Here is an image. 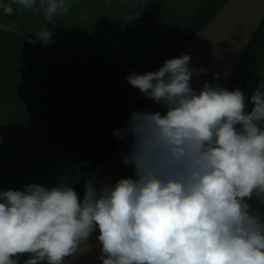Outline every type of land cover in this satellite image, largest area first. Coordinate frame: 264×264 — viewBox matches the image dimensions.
I'll return each mask as SVG.
<instances>
[{
	"label": "clouds",
	"instance_id": "1",
	"mask_svg": "<svg viewBox=\"0 0 264 264\" xmlns=\"http://www.w3.org/2000/svg\"><path fill=\"white\" fill-rule=\"evenodd\" d=\"M13 5L46 23L72 7L11 0L0 8L12 15ZM0 28L19 31L14 22ZM26 39L55 42L47 27ZM191 62L182 54L126 77L160 106L131 111L127 126L113 130L129 144L120 159L131 175L92 174L82 196L66 174L54 185L0 188V264H21L25 255L22 264H69L91 250L84 246L97 231L101 264H264V216L249 203H264V79L251 95L216 83L220 73L196 88L208 69Z\"/></svg>",
	"mask_w": 264,
	"mask_h": 264
},
{
	"label": "trees",
	"instance_id": "2",
	"mask_svg": "<svg viewBox=\"0 0 264 264\" xmlns=\"http://www.w3.org/2000/svg\"><path fill=\"white\" fill-rule=\"evenodd\" d=\"M226 1L70 0L69 14L52 23L16 5L12 15L0 8V24L19 29L0 28V188L54 185L66 174L82 196L85 180L119 141L113 130L126 127L123 118L146 100L128 84L129 72L157 70ZM140 7L141 16L128 21ZM44 27L55 42L29 43ZM261 79L264 21L228 89L251 95ZM257 202H249L253 210Z\"/></svg>",
	"mask_w": 264,
	"mask_h": 264
},
{
	"label": "water",
	"instance_id": "3",
	"mask_svg": "<svg viewBox=\"0 0 264 264\" xmlns=\"http://www.w3.org/2000/svg\"><path fill=\"white\" fill-rule=\"evenodd\" d=\"M263 21L264 0H227L173 57L189 54L192 57L190 67L208 69L206 75L194 78V87H202V82H213V74L220 73V80L215 82L228 88L239 62ZM159 108L153 101L145 100L137 110L156 111ZM127 148L129 144L126 141H118L103 176L116 180L131 175L130 169L120 159L121 152ZM96 235L98 231L90 238L89 245L84 246L91 250L75 260L69 258V264H101L98 259L100 245L95 239Z\"/></svg>",
	"mask_w": 264,
	"mask_h": 264
},
{
	"label": "flooded vegetation",
	"instance_id": "4",
	"mask_svg": "<svg viewBox=\"0 0 264 264\" xmlns=\"http://www.w3.org/2000/svg\"><path fill=\"white\" fill-rule=\"evenodd\" d=\"M127 119H128V117H124L123 118V121H121V124H120V126H122L123 125V123L124 122H126L127 121ZM119 128V127H118ZM115 149V148H114ZM113 153V152H112ZM112 156V155H111ZM105 158H106V156H103L102 157V159H101V163H99L98 165H97V167H96V171H95V173L94 174H97V175H102L103 176V174H104V172H105V170H106V167H107V165H108V162L110 161V158L106 161L105 160Z\"/></svg>",
	"mask_w": 264,
	"mask_h": 264
},
{
	"label": "rangeland",
	"instance_id": "5",
	"mask_svg": "<svg viewBox=\"0 0 264 264\" xmlns=\"http://www.w3.org/2000/svg\"><path fill=\"white\" fill-rule=\"evenodd\" d=\"M123 121V120H122ZM59 160H63V154L61 155V157L59 158ZM257 204H259L260 208L257 207ZM251 205V203H250ZM261 213L262 216H264V208H261V206H264V203H261L260 201H258L256 204H253ZM252 207V205H251Z\"/></svg>",
	"mask_w": 264,
	"mask_h": 264
}]
</instances>
